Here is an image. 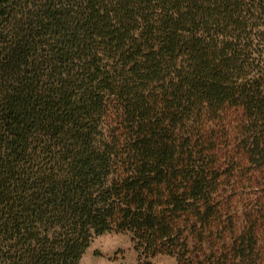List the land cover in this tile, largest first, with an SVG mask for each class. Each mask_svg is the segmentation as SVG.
I'll list each match as a JSON object with an SVG mask.
<instances>
[{
  "label": "trees",
  "instance_id": "1",
  "mask_svg": "<svg viewBox=\"0 0 264 264\" xmlns=\"http://www.w3.org/2000/svg\"><path fill=\"white\" fill-rule=\"evenodd\" d=\"M263 17L0 0V264H79L107 233L136 264H264Z\"/></svg>",
  "mask_w": 264,
  "mask_h": 264
},
{
  "label": "rangeland",
  "instance_id": "2",
  "mask_svg": "<svg viewBox=\"0 0 264 264\" xmlns=\"http://www.w3.org/2000/svg\"><path fill=\"white\" fill-rule=\"evenodd\" d=\"M264 17L252 23L253 34L260 39L254 50L257 52L255 67L264 68ZM260 26V27H259ZM137 255L130 242V236L122 233H107L94 238L85 251L79 264H136ZM153 264H176L169 256H158Z\"/></svg>",
  "mask_w": 264,
  "mask_h": 264
}]
</instances>
